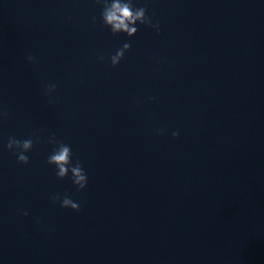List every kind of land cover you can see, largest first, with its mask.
Wrapping results in <instances>:
<instances>
[{
	"label": "clouds",
	"instance_id": "9594fccd",
	"mask_svg": "<svg viewBox=\"0 0 264 264\" xmlns=\"http://www.w3.org/2000/svg\"><path fill=\"white\" fill-rule=\"evenodd\" d=\"M96 3L102 6L100 17L105 27L110 28L111 32L115 34L124 33L128 37H133L138 28L136 25H146L153 28L159 34V21L153 23V19L149 16L146 7H135L133 0H96ZM95 22V18H93ZM131 49L130 43H124L123 46L116 51L114 55L110 57L112 67H116L123 59L125 53ZM26 59L30 63L36 62V57L28 55ZM98 59L102 62L104 57L100 56ZM56 90V85L48 84L45 86V95L51 96ZM154 99V98H153ZM9 113L6 109L0 108V121L7 119ZM158 133H162V129L157 130ZM178 131H173L172 136L174 138L179 137ZM33 136L36 137L35 142H39V132H34ZM49 143L54 145L52 153L48 156L47 163L52 165L56 169V176L58 179H64L71 173V180L73 185L76 186L78 191H82L86 188L88 183V177L81 165L77 160L73 165L72 163V149L70 145L65 144L56 138L55 133H52L48 140ZM34 146L33 138L17 139L15 137H9L6 144V148L13 152L17 158V162L21 164H28L29 157L26 155L32 150ZM53 203L59 202L62 208H70L73 211H80V205L74 202L69 195L55 194L51 197ZM23 215H28L24 212Z\"/></svg>",
	"mask_w": 264,
	"mask_h": 264
}]
</instances>
